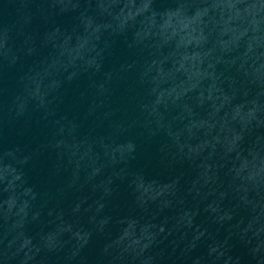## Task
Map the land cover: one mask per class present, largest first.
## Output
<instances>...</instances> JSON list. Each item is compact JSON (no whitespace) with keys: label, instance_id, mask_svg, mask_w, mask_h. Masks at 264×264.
Masks as SVG:
<instances>
[{"label":"water","instance_id":"95a60500","mask_svg":"<svg viewBox=\"0 0 264 264\" xmlns=\"http://www.w3.org/2000/svg\"><path fill=\"white\" fill-rule=\"evenodd\" d=\"M0 264H264V0H0Z\"/></svg>","mask_w":264,"mask_h":264}]
</instances>
